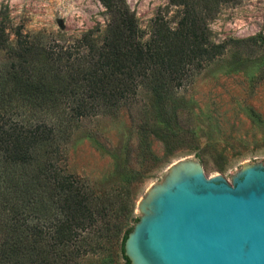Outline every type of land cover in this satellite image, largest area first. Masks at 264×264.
Listing matches in <instances>:
<instances>
[{"label": "trees", "instance_id": "obj_1", "mask_svg": "<svg viewBox=\"0 0 264 264\" xmlns=\"http://www.w3.org/2000/svg\"><path fill=\"white\" fill-rule=\"evenodd\" d=\"M167 1L176 13L153 19L147 36L125 0H100L104 30L69 43L19 29L11 39L0 25V264H80L112 242L129 264L134 199L124 196L135 183L96 188L67 171L66 145L75 121L115 116L141 87L153 96L152 126L176 132L169 103L223 55L209 23L228 0Z\"/></svg>", "mask_w": 264, "mask_h": 264}, {"label": "rangeland", "instance_id": "obj_2", "mask_svg": "<svg viewBox=\"0 0 264 264\" xmlns=\"http://www.w3.org/2000/svg\"><path fill=\"white\" fill-rule=\"evenodd\" d=\"M125 2L145 36L153 19H169L177 10L167 0ZM108 17L100 0H0V25L11 39L19 29L69 43L89 30H104ZM209 29L225 51L171 99L169 113L176 112L179 119L175 133L168 136L152 126L153 96L143 87L115 116L98 115L72 125L66 145L69 173L114 192L122 179L135 183L124 196L134 199L126 228L138 221L137 204L146 191L179 160L194 157L207 178L221 175L229 184L230 175L245 163L264 165V0H228ZM193 145L197 148L188 149ZM139 149L146 153L137 159ZM117 251V244L109 243L80 264H124Z\"/></svg>", "mask_w": 264, "mask_h": 264}, {"label": "water", "instance_id": "obj_3", "mask_svg": "<svg viewBox=\"0 0 264 264\" xmlns=\"http://www.w3.org/2000/svg\"><path fill=\"white\" fill-rule=\"evenodd\" d=\"M230 177L207 178L194 157L172 164L137 204L129 264H264V165Z\"/></svg>", "mask_w": 264, "mask_h": 264}]
</instances>
